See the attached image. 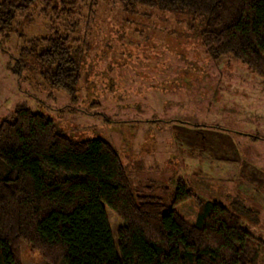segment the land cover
I'll list each match as a JSON object with an SVG mask.
<instances>
[{"label": "rangeland", "instance_id": "rangeland-1", "mask_svg": "<svg viewBox=\"0 0 264 264\" xmlns=\"http://www.w3.org/2000/svg\"><path fill=\"white\" fill-rule=\"evenodd\" d=\"M39 10L0 30V121L25 104L76 140L104 138L135 190L169 204L182 178L196 194L176 206L186 221H195L199 201L245 206L255 218L245 226L264 241L262 77L231 55H208L203 18L187 13L129 11L119 0H95L59 20ZM52 28L68 36L79 63L73 94L43 78L34 52L20 75L11 71L21 47ZM106 214L116 245L123 221L107 207ZM18 251L23 264H47L24 240Z\"/></svg>", "mask_w": 264, "mask_h": 264}, {"label": "trees", "instance_id": "trees-1", "mask_svg": "<svg viewBox=\"0 0 264 264\" xmlns=\"http://www.w3.org/2000/svg\"><path fill=\"white\" fill-rule=\"evenodd\" d=\"M94 1L0 0V30L38 6L59 20ZM119 1L129 11L149 6L203 18L208 55H231L264 83V0ZM68 41L53 28L30 39L11 71L20 75L34 52L43 78L73 94L80 72ZM126 167L108 140H76L46 114L16 104L0 121V264H23L20 240L47 264H264V241L245 226L255 220L253 210L199 201L189 223L176 206L196 194L182 178L165 204L132 188ZM106 207L123 221L116 245Z\"/></svg>", "mask_w": 264, "mask_h": 264}]
</instances>
